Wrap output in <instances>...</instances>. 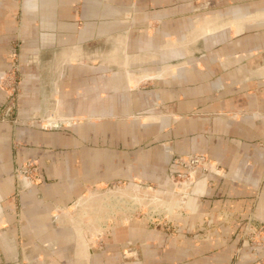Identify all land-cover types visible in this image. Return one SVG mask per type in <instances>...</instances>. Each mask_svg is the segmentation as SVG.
<instances>
[{"label": "crops", "instance_id": "0c3cea01", "mask_svg": "<svg viewBox=\"0 0 264 264\" xmlns=\"http://www.w3.org/2000/svg\"><path fill=\"white\" fill-rule=\"evenodd\" d=\"M199 1L24 0L33 51L18 121L0 123V264H264L235 230L264 223V20H245L264 0ZM14 11L0 0V70ZM190 154L213 173L172 165ZM109 183L151 185L164 225L181 227L76 233L66 210Z\"/></svg>", "mask_w": 264, "mask_h": 264}, {"label": "rangeland", "instance_id": "374dc122", "mask_svg": "<svg viewBox=\"0 0 264 264\" xmlns=\"http://www.w3.org/2000/svg\"><path fill=\"white\" fill-rule=\"evenodd\" d=\"M7 2L9 3L10 8L15 10L14 16L12 17L13 21L12 23L10 22L14 30L9 32L8 46L6 48L8 52L7 60L3 70H0V90L1 93H3L2 95H0V99L3 98L2 105L0 104V123L18 121L17 110L22 86V69L24 67L23 62L24 58H26L27 56H31L33 51L31 46L26 47V42H32L31 38L32 36H34V33L29 30L30 28H27L28 32L25 31V33L23 30V28H26L28 27V25L34 23L31 17L24 12V0H7ZM199 2H201V6L206 5L205 7H208L207 0H200ZM233 6L234 8L241 7L239 3H234ZM214 7L220 9V6ZM242 7L244 8L246 7V5ZM251 8L253 7L251 6ZM205 19H203L202 21H204ZM262 19L264 20V11L256 13L255 15L245 17L246 21L252 22L260 21ZM232 22L234 24L240 23L235 20H232ZM240 27L242 28L241 24ZM236 31L240 32L241 30L238 31V29H236L235 27V32ZM26 32L27 38H24L26 37ZM20 169H18L15 173L16 180L21 177L19 174ZM27 177L31 179L32 174L27 175ZM173 183H178V179L174 180ZM137 187L138 189L136 190V192L132 191V189L126 183H109L105 185L89 187L85 191L83 197H81L75 205L68 208L65 212L66 214L64 215H67L72 219V221H75V223L80 226V232H77L75 229L77 225L72 224L69 221L73 225L74 231L81 234L83 231L86 232L87 230L90 234L98 233L100 231L101 233L109 231V226H112L111 222L114 221V219H120L121 221L136 219L138 221L147 223V225H150L152 229L154 227H157L159 229L160 227H164L165 229L170 231V233L179 230V227L181 226L178 223H167L166 225H164L165 221H167L164 218L166 208L161 205L158 199L153 197V193L149 192L150 190H147L149 189L148 187H151V185H148L147 183L138 184ZM56 215L57 218L62 217L61 212H57ZM249 218H253L251 219V225H248V222L250 220ZM255 219L256 218L254 217V215H248L247 218H245L244 222L235 229L238 233L237 235L239 246H241L242 244H246L245 241H243L242 237L243 233L246 231L247 226L253 227L256 226L255 224L264 226V223ZM223 221L225 220L223 219ZM61 226L63 225L58 224L60 230L62 229ZM66 227L67 231H72V228H70V226L67 225ZM63 228V231L66 230L65 227ZM204 231L205 229L202 230V234ZM193 233L196 234V231L192 232L190 235H192ZM68 241L69 240L59 241V244L63 247L65 244L72 243L70 241L68 243ZM190 241L193 242V240ZM195 241L197 240H194V242ZM95 242V238L93 240L90 239L89 246H93Z\"/></svg>", "mask_w": 264, "mask_h": 264}, {"label": "built area", "instance_id": "2783aa9c", "mask_svg": "<svg viewBox=\"0 0 264 264\" xmlns=\"http://www.w3.org/2000/svg\"><path fill=\"white\" fill-rule=\"evenodd\" d=\"M174 163L177 164L181 169L186 171H201L203 173H213V167L211 161L206 155L195 154L188 156L177 157L174 160ZM23 169H26V175L32 174L36 171V165L33 161L28 162ZM181 174L173 175L172 181L180 179ZM179 185L178 183H175ZM249 224L251 225V219L249 218ZM256 220V219H255ZM256 226H247L246 231L243 233V241L250 246L252 251H255L258 247L264 246V226L260 224H255Z\"/></svg>", "mask_w": 264, "mask_h": 264}, {"label": "water", "instance_id": "95a60500", "mask_svg": "<svg viewBox=\"0 0 264 264\" xmlns=\"http://www.w3.org/2000/svg\"><path fill=\"white\" fill-rule=\"evenodd\" d=\"M54 105H55L54 102H50L49 103V109L50 110H54ZM44 123H45L46 126H49L50 124L54 125V122L50 123L49 125H48V122H46V121ZM26 173H27L26 169L21 168L20 171H19V174H20L21 177L18 178V182L20 183L21 188H24V189H26L27 187H29L30 185L33 184L32 179L27 177Z\"/></svg>", "mask_w": 264, "mask_h": 264}, {"label": "flooded vegetation", "instance_id": "af4514ba", "mask_svg": "<svg viewBox=\"0 0 264 264\" xmlns=\"http://www.w3.org/2000/svg\"><path fill=\"white\" fill-rule=\"evenodd\" d=\"M190 155H195V154H190ZM173 156H174V157H173L172 160H171L172 165L175 166V167H179L177 164L174 163V160H175L177 157H181L182 155H173ZM183 156H188V155H183ZM179 168H180V167H179ZM174 175H176V174H174Z\"/></svg>", "mask_w": 264, "mask_h": 264}]
</instances>
